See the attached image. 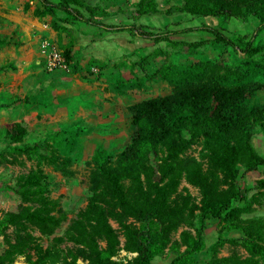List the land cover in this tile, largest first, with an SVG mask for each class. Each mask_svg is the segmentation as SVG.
I'll return each mask as SVG.
<instances>
[{"label": "rangeland", "instance_id": "obj_1", "mask_svg": "<svg viewBox=\"0 0 264 264\" xmlns=\"http://www.w3.org/2000/svg\"><path fill=\"white\" fill-rule=\"evenodd\" d=\"M84 2L87 3L86 0ZM91 2L95 3L97 0ZM101 2L100 5L95 3L92 6H98L99 13L104 16L96 20L106 25L116 17H119V23L130 20L124 13L105 17V14L111 12L110 9L107 13L104 12L108 5L113 4L119 7L120 11H128L130 15L135 10L131 0ZM156 2L161 10L169 6L165 0ZM25 4H28L29 8L24 11ZM37 5L36 0H0V221L7 215L18 218L24 215V218L25 214L45 210L35 200L24 199L22 196L26 189L24 180L31 173L37 172L45 178L48 197L57 203V207L55 211L43 215L39 221L23 220L21 226L5 227V236L0 235V256L9 249L6 240L11 244H15L17 238L24 241L25 253L15 255L14 264H26V259L34 260L42 253L54 250L63 253H87L84 245L75 243V238L70 241L65 232L70 229L71 238L76 237L75 225L80 223L79 226L82 224L85 229H89L88 218L97 206L105 212L110 210L104 201L106 184L92 164L95 152L104 151L115 160L134 134L135 128L131 124L129 108L139 102L164 97L172 92L169 84L159 78L147 81L144 74L133 66L139 57L156 48L151 42L138 37L135 38L136 48L125 56L121 55V47L117 46L118 44H111V55L108 57L113 61L104 63L94 64L86 61L89 59L85 55L87 50L79 46L72 51V62L66 64V72L63 73L65 79L58 78L55 82L46 79L50 72L46 68L48 48L55 47L63 51L65 44L72 37L71 33L63 29L55 31L51 27L49 16L41 19L32 17ZM16 13H19L18 20L14 21L8 17H13ZM35 21L46 26L47 30L38 29L36 24H33ZM134 22L136 25L154 27L164 32L202 24L213 25L225 29L231 38H241L243 43L251 41L253 47L262 48L260 54L246 57L230 46L216 44L203 32L173 35L169 37L173 43L157 45L166 55L157 57L147 66L148 74H153L162 63L181 66L207 60L231 70L248 61L264 65V28L255 31L257 22L254 20L244 23L224 21L222 18L193 19L175 14L170 17H136ZM50 33L53 34L52 37ZM197 42L201 44L190 46ZM135 79L138 80L136 83ZM46 80H49L48 83L38 86L40 81ZM125 81L132 83L130 86H117V83ZM246 81L262 86L249 93V97L257 106L264 107V73L248 72ZM74 132L78 134L76 147L69 151L60 141ZM204 145L205 140L200 137L176 160H166L169 167L164 166V160L167 159L165 148H161L158 154L148 153L145 158L152 182L167 188L168 201L171 203L179 197L188 201L179 225L170 233L165 250L153 260V264H168L185 251L182 235H195L196 216L202 193L197 179L193 177V171H197L203 178L212 175L221 196L230 194L231 188L247 197L258 195L259 202L253 204L251 211L242 215V219L245 222H264V191L256 187V183L264 179V169L244 173L238 165L239 176L230 184L220 171L211 166ZM252 145L264 158V132L257 131L253 135ZM25 146L36 149L29 154L18 151ZM57 157L60 160L67 159V164L62 168H55L50 160ZM172 176L176 183L172 182ZM140 178L144 180V176ZM110 205L112 207L113 203ZM239 205L242 206L243 203ZM114 212L121 216L125 224L138 226L133 218L123 215L121 209L115 208ZM52 217L57 218L60 223L56 225ZM93 224L91 221L89 225ZM107 224L118 242V251L112 260L128 264L136 254L129 251L117 219L108 216ZM61 238L62 242L56 241ZM219 239L223 242L220 243ZM204 242L205 249L196 258L200 264L209 260L211 249L218 242V258H231L232 264H243L247 259L252 260L250 264H261L258 257L250 252L248 240L242 233L223 230V224L215 220L208 222ZM96 244L101 250L106 248L102 239L96 238ZM77 263L88 264L81 257Z\"/></svg>", "mask_w": 264, "mask_h": 264}, {"label": "trees", "instance_id": "obj_2", "mask_svg": "<svg viewBox=\"0 0 264 264\" xmlns=\"http://www.w3.org/2000/svg\"><path fill=\"white\" fill-rule=\"evenodd\" d=\"M38 5L32 15L35 18H51V27L55 31H69L68 26L85 24L100 27L109 33L125 32L132 38H140L151 42L154 48L141 56L133 64L143 74L147 81L159 78L169 84L172 92L164 97L151 98L129 108L131 124L135 128L128 145L113 160L106 152L98 150L92 158V164L106 184L104 201L110 207L109 212L97 206L91 212L87 223L75 225L77 236L71 238L68 229L65 234L69 240L82 244L87 253L72 251L63 253L59 250L45 252L34 260L26 259V264H78L79 257L88 264H120L112 260L117 253V237L107 224V217L117 219L129 251L136 256L128 264H153L165 250L170 233L177 228L188 201L179 197L171 203L168 201L167 188L152 182L151 173L146 165L148 153L158 154L165 148L167 159L164 166L169 167L166 160L174 161L189 146L200 137L204 138V148L208 152L211 166L220 171L233 184L239 176V167L244 173L264 169V158L252 145V137L257 131L264 132V107L257 106L249 93L262 86L247 82V73L261 71L264 65L254 61L244 62L239 68L231 70L221 64L211 61H197L187 65L162 63L153 73H147V66L157 57L166 53L157 45L173 43L170 36L191 32H203L212 38L216 44L230 46L252 57L260 54L261 47H253L252 42L243 43L241 38L230 37L229 33L217 26L202 24L174 31H160L154 27L136 25L135 22L122 25L100 24L98 6H90L84 0H36ZM134 16L151 17L165 15L167 17L181 14L191 18L217 19L224 21L257 22L255 31L264 28V0H165L168 8L161 10L156 0H131ZM29 8L25 4L24 9ZM200 42L190 44L191 47ZM71 47L63 50V57L68 64L71 57ZM243 67V68H242ZM138 80L135 79V83ZM132 82L117 83V86H130ZM77 132L63 138L61 145L71 151L76 147ZM36 148L25 146L18 151L29 154ZM55 168H62L67 159L59 157L50 160ZM168 169V168H165ZM201 188L202 198L196 216L195 235H182L185 251L178 254L168 264H200L197 256L205 249L204 232L208 222L215 220L223 224V230L238 231L248 240L250 252L264 264V222L243 221L242 215L249 213L251 206L259 202L258 195L247 197L239 192L220 195L213 176L203 178L197 171L192 172ZM173 175V174H172ZM144 176V180H141ZM45 178L39 173H31L25 178L22 196L24 199L35 200L45 210L33 211L26 217L7 215L0 221V235L5 236L8 225L21 226L23 220L39 221L43 215L56 210L57 203L48 197ZM172 182H175L172 176ZM176 183V182H175ZM256 187L264 191V179L256 183ZM109 199V200H108ZM264 205V200H262ZM111 203H113L111 207ZM243 203L242 206L239 204ZM121 209L123 215L131 217L138 226L127 225L121 216L114 212ZM56 225L60 223L52 217ZM72 230V229H71ZM96 238L106 243L101 250L96 244ZM59 243L63 239H57ZM220 243L223 240H218ZM212 247L209 260L205 264H232L231 258H218L216 247ZM9 249L0 256V264H14V256L25 253L24 241L17 238L15 244L6 240ZM247 259L243 264H250Z\"/></svg>", "mask_w": 264, "mask_h": 264}, {"label": "crops", "instance_id": "obj_3", "mask_svg": "<svg viewBox=\"0 0 264 264\" xmlns=\"http://www.w3.org/2000/svg\"><path fill=\"white\" fill-rule=\"evenodd\" d=\"M86 1H87V4L90 6L95 5V3H97L96 5H100L102 3L101 0H97V2L95 3L91 2V0H86ZM24 7H23V10L25 11ZM106 9L107 10L104 11L105 13H107L108 9H110L111 12L108 15L105 14V17L117 16L116 13L118 14L124 13L126 14L125 16H127V18L130 19L127 21L123 20L121 21L122 23L121 22L119 23L120 19L119 17H116L115 20L112 19L114 22L110 20L108 25H122V24H130L134 22V18H135L134 13L130 15L128 11H120L119 7H115V5L113 4L108 5V8ZM8 17L10 19H14V21L20 18L19 13H16V15L13 17L11 16H8ZM98 22L102 24V22H100L99 20ZM33 24H36L37 28L40 30H44V31L47 30V27L42 25L41 23H38L35 21L33 22ZM104 25H106V23ZM68 29H69L68 33H71L72 39L65 44L64 49L72 46L71 48V57H72V51L75 48H78L79 46L81 47L83 46V48L87 50V54H85L86 57H89V59L86 61L94 62V64L113 61V60H109L110 58L108 57L109 55H111L110 53L111 44H116V45L118 44L117 46L121 47L120 53L122 56L129 54L131 51H133L136 48V39L130 37L129 34L125 32L109 33V32L104 31L100 27L89 26L85 24H77L73 26H68ZM50 36L52 37L53 34L50 33ZM108 47L109 49L107 50ZM61 52L63 53V51ZM90 59H95V60H90ZM71 62L72 60H70L69 63L68 64L66 63V64L69 65ZM64 72H66L64 69H56V70L50 71L46 75V79H51L50 81L55 82V79L64 78L63 76ZM48 81L47 80L40 81L38 86H44L45 83H48Z\"/></svg>", "mask_w": 264, "mask_h": 264}, {"label": "built area", "instance_id": "obj_4", "mask_svg": "<svg viewBox=\"0 0 264 264\" xmlns=\"http://www.w3.org/2000/svg\"><path fill=\"white\" fill-rule=\"evenodd\" d=\"M46 68L48 71L67 68L62 52L59 49L55 47L48 48L46 57Z\"/></svg>", "mask_w": 264, "mask_h": 264}]
</instances>
